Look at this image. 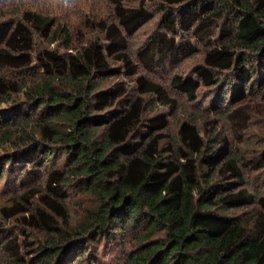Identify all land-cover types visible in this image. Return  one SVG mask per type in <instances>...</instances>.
I'll return each mask as SVG.
<instances>
[{
  "label": "trees",
  "instance_id": "obj_1",
  "mask_svg": "<svg viewBox=\"0 0 264 264\" xmlns=\"http://www.w3.org/2000/svg\"><path fill=\"white\" fill-rule=\"evenodd\" d=\"M108 1L73 41L0 0V264H264V174L256 191L245 171L264 134L248 165L219 126L247 142L264 115V0ZM198 53L170 85L218 116L173 132L180 103L148 72Z\"/></svg>",
  "mask_w": 264,
  "mask_h": 264
},
{
  "label": "rangeland",
  "instance_id": "obj_2",
  "mask_svg": "<svg viewBox=\"0 0 264 264\" xmlns=\"http://www.w3.org/2000/svg\"><path fill=\"white\" fill-rule=\"evenodd\" d=\"M29 5L33 8H37L44 13L51 12L53 15H56L59 24L65 25L68 29H71V35L73 41H78L82 36H90L92 27L85 22H88V19L94 18H109L111 19L113 16V9L108 0H25ZM7 6H10V1H6ZM26 8V7H23ZM11 11V9H9ZM159 14H156L154 19L150 21L148 24L142 27L132 38H129L130 43L133 44L134 48L140 46L142 42H144L155 30L157 18ZM93 35V34H92ZM58 44H62V40L56 41ZM56 43H53L54 46ZM62 50V49H61ZM63 51V50H62ZM203 57L202 53H198L193 55L190 58L182 59L178 61L175 65L166 66L165 68H157L154 70H150L148 74L155 80L161 82L167 89L170 96L177 98L180 103L176 113L173 114L174 119L172 120V124L170 129L174 132L176 129V125L178 120L185 118L198 119L199 124L202 125L204 118L210 117L216 118L218 114L206 113L203 108L204 106L209 105V101H204V97L198 99V101L191 102L187 100V98L181 94L178 90H175L170 85L171 76L175 73L186 74L189 72L194 63L200 61ZM0 72H4L0 69ZM10 75V72H8ZM24 74L13 75L15 80L20 81L21 77ZM251 109H259L261 105H264V102L256 97L248 102ZM5 102L0 103V108H5ZM234 108V107H233ZM198 122V121H197ZM251 123V127L247 130L243 131V136L247 142H242L241 139H237L232 136V130H236L233 126V123H230L227 120H222L220 122L221 130L228 135H230L234 141V146L238 153L244 156V160L250 164L256 158V154L258 149L263 146V137L264 134V115L257 116ZM209 128H214L213 125H209ZM5 147H3L4 149ZM2 149V150H3ZM246 176L248 179L249 186L253 190L259 189V181L263 179L264 170H254L251 166H246L245 168ZM11 194V191L4 192L0 195V202L2 201V197Z\"/></svg>",
  "mask_w": 264,
  "mask_h": 264
}]
</instances>
